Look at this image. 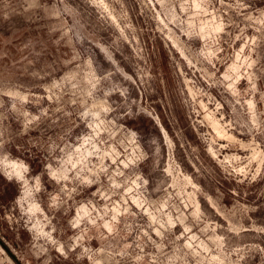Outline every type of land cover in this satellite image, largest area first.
I'll use <instances>...</instances> for the list:
<instances>
[{"label":"rangeland","instance_id":"obj_1","mask_svg":"<svg viewBox=\"0 0 264 264\" xmlns=\"http://www.w3.org/2000/svg\"><path fill=\"white\" fill-rule=\"evenodd\" d=\"M0 264H264V0H0Z\"/></svg>","mask_w":264,"mask_h":264},{"label":"bare ground","instance_id":"obj_2","mask_svg":"<svg viewBox=\"0 0 264 264\" xmlns=\"http://www.w3.org/2000/svg\"><path fill=\"white\" fill-rule=\"evenodd\" d=\"M215 19V18H214ZM213 22L211 21V23L210 24H212ZM215 23V22H214ZM213 23V24H214ZM214 26V28L213 29H211V28H209V30H211V32H212V30H215V31H218V32H220V31H222V24H215V25H213ZM212 27V26H211ZM209 33V32H208ZM210 34V33H209ZM239 66H237L236 64L235 65H232L231 67H230V70L231 71H234V72H236V74L238 75L239 74V72L237 71V70H239V68H238ZM240 77V76H239ZM225 78H226V80L227 79H229V76L228 75H225ZM239 78H237V80H238ZM230 88H231V90H236V87H235V84H232L231 86H230ZM252 102V101H251ZM250 105V104H249ZM253 105V103H251V105L250 106H252ZM253 109H254V107H253ZM165 133V132H164ZM80 150V149H79ZM12 167H14V171H16V172H19V170H18V166L16 165V163H14V165H12ZM135 200V199H134ZM138 202V201H137ZM81 211H82V213L83 214H86L87 213V209H86V207H82L81 208Z\"/></svg>","mask_w":264,"mask_h":264}]
</instances>
